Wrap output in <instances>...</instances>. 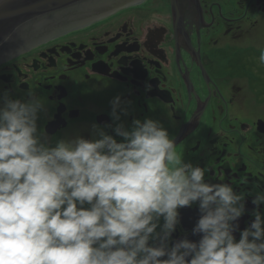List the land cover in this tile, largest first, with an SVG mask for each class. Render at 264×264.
<instances>
[{"label": "flooded vegetation", "instance_id": "af4514ba", "mask_svg": "<svg viewBox=\"0 0 264 264\" xmlns=\"http://www.w3.org/2000/svg\"><path fill=\"white\" fill-rule=\"evenodd\" d=\"M116 1L126 3L85 25L70 19L87 7L80 1L27 27L28 45L0 62V98L42 100L38 130L54 145L113 124L110 101L119 96L128 115L118 122L159 121L207 182L244 193L243 230L254 219L252 199L264 192V0L89 3L104 9ZM179 214L169 244L198 241L191 233L198 206Z\"/></svg>", "mask_w": 264, "mask_h": 264}, {"label": "clouds", "instance_id": "9594fccd", "mask_svg": "<svg viewBox=\"0 0 264 264\" xmlns=\"http://www.w3.org/2000/svg\"><path fill=\"white\" fill-rule=\"evenodd\" d=\"M0 99V264H264V192L240 230L244 193L207 182L159 121L118 122L117 96L113 124L53 145L37 126L42 100ZM194 204L200 239L170 245Z\"/></svg>", "mask_w": 264, "mask_h": 264}, {"label": "water", "instance_id": "95a60500", "mask_svg": "<svg viewBox=\"0 0 264 264\" xmlns=\"http://www.w3.org/2000/svg\"><path fill=\"white\" fill-rule=\"evenodd\" d=\"M80 1H85L87 7L81 11H72L73 16L70 19L73 17L81 19L82 25L95 21L106 13L105 8L100 7L102 3H89L91 0H0V62L28 45L27 42L21 41V36L27 27L50 14L58 15L65 9L68 11L69 7ZM125 3V1H116L115 4L112 2L106 7ZM68 26L71 25H67L66 28Z\"/></svg>", "mask_w": 264, "mask_h": 264}, {"label": "bare ground", "instance_id": "6f19581e", "mask_svg": "<svg viewBox=\"0 0 264 264\" xmlns=\"http://www.w3.org/2000/svg\"><path fill=\"white\" fill-rule=\"evenodd\" d=\"M119 6H123L122 5H116V6H110V7H105V12H107V14H105L106 16H108L109 14L113 13L115 11V9ZM110 11V12H108Z\"/></svg>", "mask_w": 264, "mask_h": 264}, {"label": "rangeland", "instance_id": "374dc122", "mask_svg": "<svg viewBox=\"0 0 264 264\" xmlns=\"http://www.w3.org/2000/svg\"><path fill=\"white\" fill-rule=\"evenodd\" d=\"M264 27V26H263ZM262 32H263V34H264V29L262 28Z\"/></svg>", "mask_w": 264, "mask_h": 264}]
</instances>
